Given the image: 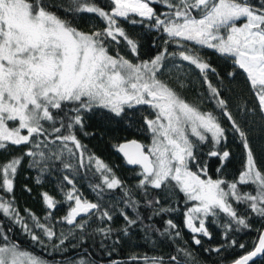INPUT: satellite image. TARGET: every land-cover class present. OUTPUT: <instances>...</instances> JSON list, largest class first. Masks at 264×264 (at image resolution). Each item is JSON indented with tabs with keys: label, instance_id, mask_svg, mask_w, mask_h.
<instances>
[{
	"label": "snow or ice",
	"instance_id": "obj_1",
	"mask_svg": "<svg viewBox=\"0 0 264 264\" xmlns=\"http://www.w3.org/2000/svg\"><path fill=\"white\" fill-rule=\"evenodd\" d=\"M85 14L103 27L89 22L87 30L80 28L77 22ZM121 20L155 30L162 37V46L153 41L159 51L141 58L139 40ZM121 44L131 59L121 53ZM204 48L231 60L224 76L203 57ZM193 69L206 95L197 90L189 101L183 92L197 83ZM238 73L255 105L249 108L237 95L235 111L242 119L258 108L264 118V0H108L107 8L96 0H0V152L24 149L0 164V264H96L89 252L49 261L23 249L11 235L16 228L45 251L64 254L69 250L66 241H77L71 245L77 248L95 235L101 236L102 249L111 239L114 251L121 237L139 226L146 240L154 246L169 243L172 252L133 255L132 264H201L183 240L184 230L193 245H202L205 238L213 239L209 224L216 226L223 243L204 251L220 255L237 246L234 233L252 230V220H258L253 250L229 264H249L264 253V167L258 165L249 132L230 106ZM205 103L213 107L207 109ZM139 106L152 110L142 117L151 138L147 145L131 140L117 146L127 165L139 167L135 183L128 185L80 136L90 135L84 131L86 114L103 110L106 119L135 123ZM229 132L242 146L243 166L231 181L213 179L201 166L199 151L211 144L207 155L226 166L231 151L223 142ZM25 159L37 172V186L53 172L60 174L56 188L63 200L41 191L43 216L28 208L21 213L15 199L14 178ZM82 170L96 181L88 184L94 201L77 186ZM222 171L217 168V173ZM113 190L121 193L119 199L113 194L104 203ZM25 191L31 188L25 185ZM180 195L183 225L172 218L163 220L162 228L153 223L154 217L179 210ZM61 202L67 211L55 217L51 210ZM117 215L123 225L114 230L109 225ZM93 219L101 224L89 231Z\"/></svg>",
	"mask_w": 264,
	"mask_h": 264
},
{
	"label": "trees",
	"instance_id": "obj_2",
	"mask_svg": "<svg viewBox=\"0 0 264 264\" xmlns=\"http://www.w3.org/2000/svg\"><path fill=\"white\" fill-rule=\"evenodd\" d=\"M96 2L101 7H108V0H96ZM160 11L159 8H157ZM89 22L95 23L99 27H103L102 23L95 17L89 16L87 14L82 15L78 20V26L85 30L89 27ZM122 26L126 31L133 37L139 40L140 44V56L141 58H148L153 56L159 51V47H153V41L155 40L158 46H162V37L158 35L155 30L149 29L144 25H131L125 23L121 20ZM172 50L171 48L169 49ZM120 51L125 56H129V53L123 44L120 45ZM203 57L207 59L212 66L217 68L221 76L229 70L231 65V60H227L221 57L214 50L204 48L202 49ZM187 70V65H185ZM199 74L193 69L192 70V79H196L197 83L190 84V87L183 92V95L189 100L192 101L196 95L197 90L200 93L206 95V87L199 82ZM210 79L213 83L216 82V77L210 75ZM225 83L229 82L227 79ZM237 87L233 89L232 99L230 101V106L232 107L234 114L236 115L238 121L241 122L242 127H244L249 132L250 144L253 149L256 161L260 167H264V118L261 117L258 108L253 115L243 116L241 119V113L235 111L236 103L238 102L236 97L237 95L243 96L245 100L248 101V107L252 108L255 105V101L252 98V93L248 90V86L243 82V76L237 74L236 76ZM226 96L229 95L228 92L224 93ZM213 105L210 103H205V108L210 109ZM152 110L147 106H139L134 113L135 123H129L127 121L117 122L106 119V112L103 110H97L94 113H88L85 116V128L84 131L90 133L88 136H80L82 142L87 145L90 152L94 153L97 157L102 159L106 164H108L115 174L125 180L128 185L135 183L134 173L139 170L138 167H129L123 158L117 153L116 148L119 143L134 139L142 144L150 143V133L147 131L146 127L143 126L142 117L145 115H151ZM224 125L227 126V121H224ZM226 144L227 149L231 151V158L226 162V166L222 164L217 158L210 157L207 153L211 150V144H204L198 154V159L201 161V166L207 167V174L209 177L216 178H226L231 181L238 175V170L242 168L245 154L242 149V146L236 140L235 135L229 132L227 139L223 142ZM217 148L220 151L224 150L223 145H217ZM23 147H10L9 149L0 152V164L7 161L10 156L19 155L23 152ZM59 166V162H57ZM217 168H222L223 171L217 173ZM195 170V168H193ZM60 174L53 172L51 177L45 179L40 186H37L35 177L37 172L28 167V160L25 159L24 163L19 167L18 173L14 178L15 182V199L19 205L21 213L24 212L25 208L31 209L37 216H43L45 213V207L41 202V191H48L51 193L57 201H62L63 198L60 193L57 191L56 184L57 178ZM202 178H206L203 177ZM77 186L81 189L83 195L89 200H96L95 195L90 191L88 184L90 182H96L89 173L87 176L84 175L83 170L81 175L77 178ZM25 185L28 188H31V192L25 191ZM247 190V189H244ZM115 195L119 199L121 193L118 190H113V193L107 194L104 198V203H108L112 195ZM158 194V193H154ZM162 195V194H161ZM117 207H123V205H118ZM55 217H60L65 214L67 211V205L60 203L59 206L53 210ZM131 215H135L132 209H127ZM183 211H184V198L182 195L179 196V210L175 213H172L170 216L165 215L163 217H154L153 223L158 227H163V220L172 218L177 224L183 225ZM150 214L145 212L144 215ZM54 217V218H55ZM101 222L93 219L91 229L100 226ZM123 225V220L117 215L115 220L111 222V226L114 230L119 229ZM252 230H245L239 233H234L235 238L239 243H244L246 247L240 249L238 244L235 248L227 249L225 252L217 255L215 253H206L204 248L215 246L223 243L221 239V232L216 226L209 224V229L213 234V239L209 241L208 239L203 240L202 245H193L191 243V235L187 230L183 232V240L188 241V246L197 254L198 259L201 264H224L230 262L232 259L238 258L240 255L245 254L250 251L254 243L257 240L258 232L257 229L261 227V222L258 220H252ZM57 231L60 230V225H57ZM64 227H67L66 225ZM11 235L13 238L19 242L23 249H28L31 252L36 253L39 256H42L49 261H58L61 259L62 255L68 257H73L75 255L81 254L83 252H89L92 256L95 257L96 264H111L112 261H117V264H132L129 261V257L133 255L143 256L161 254L167 255L172 252V245L165 243L159 246H154L148 240L144 238L142 230L133 228L128 236H122V242L116 245L115 250H112L111 239L107 241V247L101 248L99 242L101 240L100 235L86 237L85 242L77 248H72L71 245L77 243L75 240L66 241L65 246L68 247V252L61 254L52 252L49 248L45 251L38 245H35L31 242L21 231L16 228ZM117 233L114 231L112 239L116 238ZM230 236L228 239H231ZM178 242L179 238H178ZM108 253H111L110 255ZM226 257V259H222ZM249 264H264V253Z\"/></svg>",
	"mask_w": 264,
	"mask_h": 264
},
{
	"label": "water",
	"instance_id": "obj_3",
	"mask_svg": "<svg viewBox=\"0 0 264 264\" xmlns=\"http://www.w3.org/2000/svg\"><path fill=\"white\" fill-rule=\"evenodd\" d=\"M131 140H134V139H131ZM131 140H126V141H123V142H121V143H125V142H127V141H131ZM121 143H119V144H121ZM118 144V145H119ZM116 151H117V153L123 158V160L125 161V158L123 157V154L122 153H120L119 151H118V147L116 148ZM126 162V161H125ZM129 166V165H128ZM129 167H138V166H129ZM139 168V167H138ZM257 241V240H256ZM251 250H253V248L251 249ZM250 250V251H251ZM249 252V251H248ZM247 253V252H246ZM245 253V254H246ZM263 254V253H262ZM262 254H258L256 257H253V259L249 262V263H251V262H253L254 260H256L257 258H259ZM244 255V254H243ZM118 260H116V262H117ZM224 264H229V262L228 263H224Z\"/></svg>",
	"mask_w": 264,
	"mask_h": 264
},
{
	"label": "rangeland",
	"instance_id": "obj_4",
	"mask_svg": "<svg viewBox=\"0 0 264 264\" xmlns=\"http://www.w3.org/2000/svg\"><path fill=\"white\" fill-rule=\"evenodd\" d=\"M241 22H243V21H241Z\"/></svg>",
	"mask_w": 264,
	"mask_h": 264
}]
</instances>
